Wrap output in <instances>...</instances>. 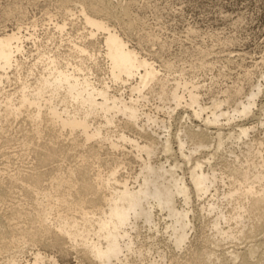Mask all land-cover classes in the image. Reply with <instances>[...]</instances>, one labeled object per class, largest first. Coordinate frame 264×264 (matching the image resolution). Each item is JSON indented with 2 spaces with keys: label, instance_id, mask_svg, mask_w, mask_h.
Here are the masks:
<instances>
[{
  "label": "bare ground",
  "instance_id": "1",
  "mask_svg": "<svg viewBox=\"0 0 264 264\" xmlns=\"http://www.w3.org/2000/svg\"><path fill=\"white\" fill-rule=\"evenodd\" d=\"M58 1L68 17L81 18L83 31L88 32L78 35V42L68 34L66 22L56 23L57 35L68 37L66 54H61L59 47L49 52L36 41L37 55L28 63L30 57L23 61L19 56L25 54V41L34 35L27 38L22 27L0 34V132L5 133L8 123L23 116L24 123L17 130L23 135L21 149L37 160L30 172L0 176V210L12 205L9 215L0 216V264H57L40 252L25 259L24 247L38 244L68 257L73 252L79 264H131L134 258L142 264H166V254L160 251L159 260L145 263L152 247L144 248L134 237L140 223L159 232V215L167 217L164 235L174 250L195 248L190 259H174L173 263L225 264L230 260L232 264H264V240L244 252H216L222 243L252 240L261 226L264 229V138L251 139L257 126L246 123L259 107L262 82L253 86L245 100L236 101L232 110L224 109L228 100L204 105L197 84L180 75L169 87L167 76L155 62L142 57L110 26V20L116 19L126 30H135L139 20L132 16L130 5H116L112 0ZM72 2L79 8H71ZM54 37L50 36L49 42ZM141 41L155 43L149 34ZM101 57L107 62L106 78L98 74ZM31 77L33 82L28 80ZM261 77L264 81V74ZM12 81L18 86L13 93H6L4 86ZM155 86H159L158 99L169 102L167 109L157 108L168 116L167 121L143 110L142 103L149 102L147 95L153 94ZM121 87H127L128 97ZM242 92L238 89L236 96ZM179 109L185 116L178 117L179 121L201 120L204 127L196 130L187 124L172 134ZM259 111L263 115L264 107ZM10 142L5 138V143ZM228 142L242 145L244 150L237 155L229 149L233 158L221 160L220 169H216L219 166L211 162ZM126 145L133 150L140 169L134 176L119 177L122 164H127L125 159H117V152ZM105 147L108 156L116 155L107 174L97 166ZM212 147L214 153L203 156ZM77 150L76 166L42 171L43 166ZM158 152L166 157L165 162L155 160ZM17 194H21L20 203L8 204L14 203ZM194 198L207 200L201 212L213 216L207 227L212 232L207 242L213 249L188 246L194 228Z\"/></svg>",
  "mask_w": 264,
  "mask_h": 264
},
{
  "label": "rangeland",
  "instance_id": "2",
  "mask_svg": "<svg viewBox=\"0 0 264 264\" xmlns=\"http://www.w3.org/2000/svg\"><path fill=\"white\" fill-rule=\"evenodd\" d=\"M112 2L114 4L118 2L119 4L122 3V6L130 5L128 7L131 13H133L132 16H135L134 18H137L139 23L137 24L138 26L135 25V30H130L132 32L126 30V26H122V23H117L119 21L116 19L110 20V26L121 34L130 47L138 50L142 57L155 62L157 69L162 71L161 74L167 76L169 87L174 85V79L181 75L184 80L192 81L199 86L202 104L210 106L213 101L228 100L224 109L230 108L232 110L233 106L236 105V101L238 103L240 100H245L244 97L254 88V85L262 82V86H264V81L261 80V76L264 74V0H112ZM70 4L71 8H79L80 6L74 2ZM74 12L77 11L74 10ZM72 20L74 21L73 24L71 23ZM58 22H66L69 25L67 32L72 36H70L72 39H77L81 34L87 35L88 33L87 30L83 31L84 25L81 18L68 17L65 10L61 7V2L58 0H0V34L11 33V31H16L17 28L22 27L24 36L29 38L30 34L34 35V40L25 41V54L19 56V59L23 61L30 57L28 63L37 55L36 41H38L36 42L38 47L47 46L46 48L50 50L49 52L53 49L56 51L57 47H59L60 53L63 54L65 52L64 54H66L68 51V37L60 38L57 35L54 26ZM145 34L151 35L155 43L146 42L147 40L141 41L142 36H145ZM50 36H55V42H49L48 38ZM99 37V40H101L102 36L100 35ZM63 40L65 41L63 42ZM87 40L88 42L90 41L89 39ZM100 42L98 47L102 48ZM52 43L54 44L52 45ZM88 66L92 67L93 64L88 62ZM106 66V60L101 57L98 64V74L101 78H106L104 74ZM10 73H12V70ZM33 78H28V80L33 82ZM10 83L4 86L6 93H13L18 86L15 84V81ZM126 86L128 87V85ZM127 87H123L124 89L121 87V91L125 92V96L127 93L126 97L129 96ZM238 89L242 90L243 94L236 96ZM153 91V94L147 95L149 102L142 103L144 105L143 110L147 114L152 115L153 113L154 116L160 117V120L165 119L167 121L168 118L166 117L168 116L162 111H158L157 108L166 106L167 109L169 102L164 103L158 99L159 86H155ZM263 94L264 91L258 99L259 107L255 110L254 115L256 118L251 117L246 121V123L252 126H257L253 132L254 134L250 135L251 139L264 138V113L262 115V112L259 111V108L264 107ZM259 104H262V106ZM181 110L179 109L175 113L176 115L179 113V116H174L176 121L173 120L174 122H172V134H176L181 128L189 125H191L190 127L193 126V129L196 130H198L199 126H202L201 128L204 127V123L201 120L188 121V123L184 119L179 121L180 118L178 119V117H185L182 114L183 110ZM23 120L22 116L19 120L8 123L10 124L9 127L7 126L4 130L6 132L3 134L0 132V176L4 175V177H7L19 170L30 172L31 168H34V165L37 166L35 162L37 160L33 159V154L24 155L25 153L21 149L23 135L22 133H18L17 130L19 125H23ZM159 131L162 133L161 130ZM212 131L214 132L215 130L212 129ZM130 134L132 137L136 135L134 133V135ZM5 138H10L11 142L5 143ZM141 141H143V138H140ZM243 147L242 145L235 143L232 145L231 142H228L226 145V149L228 150L224 149L218 152L216 160L214 159L211 162L212 165L215 163L214 167L216 165L219 166L221 160L225 161L227 159L230 161L233 156L229 153V149L231 151L235 150V153L238 155L240 151L242 153V149L244 150ZM105 149L104 155L97 166H100V170L104 174H107L108 170L113 167L116 155L114 156L112 154L114 152H110L112 155L108 156L109 151L107 147ZM214 149L212 147V149L205 150L202 153L203 156L213 154ZM79 153L80 150H77L70 157L57 159L55 162L45 167L43 166L44 168L42 167L41 169L42 171H48V169L51 171L56 166H59L61 169L67 170L70 167L76 166L79 160ZM133 154V150L129 145H126V148L117 152V159L123 158L127 164H122L123 169L120 171L119 177H125L128 174L134 176L139 172L140 162L135 159ZM165 158L162 153L158 152L155 160L163 163L166 161ZM215 168L220 169V166ZM4 177L3 179H5ZM18 194L16 196L20 197L21 194ZM16 196L13 198L14 203L8 201V204L16 205L20 203L22 198H17ZM205 201H198L194 198L191 204L192 210L195 211L194 216L192 215L191 218L194 228L190 234L188 243V246L191 248L198 245V248L200 247L204 250L206 247L207 249L209 247L213 249V246L210 245L211 242H207L212 234L210 228L207 227L211 224L213 216L208 217L205 213L201 212V207L205 204ZM5 206L1 207L0 210V214H4L0 215L2 217L5 216V212H8L6 216L9 215L10 209L8 210V208H11L12 205H8V208ZM165 219L167 217L162 215L156 218L158 223L160 222L158 224L159 232L149 230L148 227L140 223L139 233L136 236L134 235L136 233L133 234L136 237V242L142 244L141 246H144V248L152 247L151 257H148L149 260L147 259L145 263H150L152 259L159 260V254L157 253L159 251L166 254V264H176L172 261L174 259L175 261L185 262L190 259L191 250L195 249L182 252L174 250L170 246L167 236L164 235ZM261 227L263 228V226ZM233 228L238 232L236 227ZM260 229L257 230L252 240L245 237L247 239H242V241L240 239L234 242L222 243L221 247L217 248L219 251L215 249L217 254L220 255L222 252L233 250L244 252L251 245L257 243V241H263L264 229H261V232H259ZM42 245L24 247L25 259L29 260L34 252H40L47 260L54 258L58 262L57 264H79L73 252L68 257V254L62 253L60 255V252L54 251V249L51 250V247H45L47 245ZM228 261L230 260H227L225 264H229ZM131 264L142 263L134 258ZM230 264H232L231 261Z\"/></svg>",
  "mask_w": 264,
  "mask_h": 264
}]
</instances>
